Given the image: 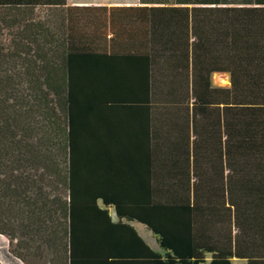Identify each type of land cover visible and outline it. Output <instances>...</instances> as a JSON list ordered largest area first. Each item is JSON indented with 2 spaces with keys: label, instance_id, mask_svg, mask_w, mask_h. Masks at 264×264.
Instances as JSON below:
<instances>
[{
  "label": "trees",
  "instance_id": "trees-1",
  "mask_svg": "<svg viewBox=\"0 0 264 264\" xmlns=\"http://www.w3.org/2000/svg\"><path fill=\"white\" fill-rule=\"evenodd\" d=\"M44 1L0 0L10 253L25 264H264V8L193 9L190 51L187 40L180 58L158 56L153 36L136 87L131 74L80 71L106 55L82 47L89 18L52 25L37 7L66 0ZM130 95L147 115L139 139L115 122ZM133 147L146 150L143 169Z\"/></svg>",
  "mask_w": 264,
  "mask_h": 264
},
{
  "label": "crops",
  "instance_id": "crops-1",
  "mask_svg": "<svg viewBox=\"0 0 264 264\" xmlns=\"http://www.w3.org/2000/svg\"><path fill=\"white\" fill-rule=\"evenodd\" d=\"M65 3L63 6L39 5L37 8L41 9L40 13L43 14L46 22L51 20L52 25L60 22L65 28L69 25L70 17L73 21L77 17L75 22H79L81 19L79 17L89 18L81 24L82 47L84 50L92 49L94 59L103 57L104 52L106 54L103 58L105 60L80 63L79 66L82 67L80 71L85 72L84 67H89L95 72L127 73L131 74L129 78H132L134 83L143 79L142 74L149 70L147 43L153 36L158 42V56L180 58L185 54L183 46L185 48L187 40H189L190 51L191 42L196 41L194 32L196 25L193 24L192 19L193 9L264 8V0H66ZM168 50L171 55H168ZM135 86L138 87L139 84L136 83ZM129 97L126 114L117 116L115 122L120 124L118 130L134 131L139 139L147 115L142 112L141 107H138L141 103L131 95ZM113 105L109 103L110 110L108 105L102 107L105 111H109L108 120L110 121L114 118L111 112L113 107L110 108ZM100 117L104 119L105 116ZM138 144L139 141L137 146ZM140 147H142L141 144ZM134 148L136 147H133L130 154L133 159H136L137 154V161L134 162L139 169H143L147 162L146 145L145 149L137 148L136 151ZM128 174L132 178L133 172L128 171ZM110 212L116 220L115 211L110 209ZM132 225L152 249L160 250L155 236L146 226L137 222H133ZM139 227L150 235L147 234L145 238L144 232H140Z\"/></svg>",
  "mask_w": 264,
  "mask_h": 264
},
{
  "label": "rangeland",
  "instance_id": "rangeland-1",
  "mask_svg": "<svg viewBox=\"0 0 264 264\" xmlns=\"http://www.w3.org/2000/svg\"><path fill=\"white\" fill-rule=\"evenodd\" d=\"M213 82H214V84L217 87L226 88V87L230 86V78H229L228 75H215L214 78H213ZM139 229H140V232L141 231L144 232L143 233L144 237L147 234H149V232L145 231L142 227H139ZM0 261L3 264H25L22 261H20L17 258H15L10 253L9 240L6 237H4V236H0ZM233 263L234 264H243V262L241 260H234ZM34 264H38V263H34Z\"/></svg>",
  "mask_w": 264,
  "mask_h": 264
}]
</instances>
